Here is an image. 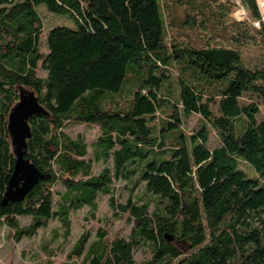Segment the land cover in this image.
Returning <instances> with one entry per match:
<instances>
[{"label": "trees", "instance_id": "16d2710c", "mask_svg": "<svg viewBox=\"0 0 264 264\" xmlns=\"http://www.w3.org/2000/svg\"><path fill=\"white\" fill-rule=\"evenodd\" d=\"M241 1L249 21L233 18L232 0H0V229L21 241L59 218L67 237L71 211L88 206L95 217L104 194L135 224L130 241L109 242L99 232L85 254L86 233L70 259L136 264L135 247L149 245L144 264H264V23L257 0ZM41 6L75 29L46 35ZM174 67L185 115L203 121L190 135L166 97ZM20 87L48 113L30 121L28 141L47 179L3 207L15 166L8 120ZM75 124L100 129L93 158H113V171L93 173L86 141L66 133ZM208 127L220 140L214 149ZM121 180L145 183L154 212L132 196L118 204L113 187ZM58 184L65 193L56 200ZM20 217L31 224L22 228Z\"/></svg>", "mask_w": 264, "mask_h": 264}, {"label": "rangeland", "instance_id": "374dc122", "mask_svg": "<svg viewBox=\"0 0 264 264\" xmlns=\"http://www.w3.org/2000/svg\"><path fill=\"white\" fill-rule=\"evenodd\" d=\"M237 5V10L233 14V18L238 21H249V14L245 9L241 0H232ZM258 7L262 15L264 23V0H257ZM38 12L43 20L45 34L56 27H67L75 29V23L71 19L64 16H57L47 11L44 6L38 7ZM242 14V15H239ZM256 27H260L259 23H254ZM41 52L47 53L46 39L41 43ZM179 74L180 71L174 67L169 71L170 80L165 86L166 97L173 103L179 105L180 115L183 122V131L186 135L192 134L200 129L203 121L199 115H185L180 104L179 93ZM40 77H46V71L41 68L39 71ZM260 120H264V112L259 115ZM211 133V141L209 148L214 149L220 146V140L216 132L208 127ZM66 133L76 139L82 137L88 146V160L93 162V173L101 174L104 170L110 169L113 171V158L107 162H96L93 158V146L97 138L100 136V129L96 126L87 125H72ZM239 168L250 173H254V169L246 162H240ZM134 178V177H133ZM131 178V180L133 179ZM115 200L120 205H126L130 197H134L139 206L149 202V212L153 213L157 200L146 191L145 183L141 182L135 187L129 180H121L114 184ZM56 200L65 193V188L62 184H58L54 188ZM142 198V200H138ZM98 211L95 217L91 215L90 208L85 206L78 211H71L70 214V229L69 234L65 237L66 228L61 223L59 218H55L49 222L47 228L40 229L33 238H23L21 241H16L14 232L9 228L3 227L0 229V264H86L84 256L80 259H70L69 255L74 248L76 242L83 234L88 233L90 236L89 244L85 251L89 249L99 238V232H106V240L114 242L116 240L130 241V236L135 227L134 223L128 222V215L116 214L110 207V195L101 194L97 199ZM57 205L55 211H57ZM20 225L26 228L31 224V218L20 217ZM178 246L186 253L190 252V247L186 243L178 244ZM152 247L149 245H141L135 247L133 257L136 264H144L151 258ZM84 254V255H85Z\"/></svg>", "mask_w": 264, "mask_h": 264}, {"label": "water", "instance_id": "95a60500", "mask_svg": "<svg viewBox=\"0 0 264 264\" xmlns=\"http://www.w3.org/2000/svg\"><path fill=\"white\" fill-rule=\"evenodd\" d=\"M36 117H48V113L33 91L20 87L19 102L11 110L8 120L15 166L3 199V207L23 202L37 185L47 179L28 154V141L32 138L30 121ZM166 238L168 242L173 241L169 236Z\"/></svg>", "mask_w": 264, "mask_h": 264}]
</instances>
